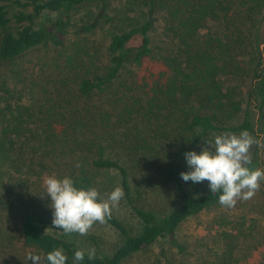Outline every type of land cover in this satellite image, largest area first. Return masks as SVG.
I'll return each instance as SVG.
<instances>
[{
    "label": "trees",
    "instance_id": "trees-1",
    "mask_svg": "<svg viewBox=\"0 0 264 264\" xmlns=\"http://www.w3.org/2000/svg\"><path fill=\"white\" fill-rule=\"evenodd\" d=\"M105 2L0 0V163L8 161L18 177L62 165V176L98 192L94 176L117 171L122 200L140 223L136 232L112 208L105 223L123 242L112 255L89 258L75 243L50 233L49 221L28 210L26 201L21 240L41 256V264L54 249L63 251L67 264H74L77 250L85 253L80 264H128L136 256L156 255L164 239L168 254L183 253L179 228L220 204V193L193 191L180 178L188 170L183 153L199 152L213 136L242 131L264 145V0H149V20L115 28L107 63L101 64L89 43L104 19L113 20L107 7L93 19H74L83 5ZM156 10L163 11L168 41L153 46ZM45 13L56 18L48 24ZM44 49L54 53L48 65L28 59ZM241 76L248 79L245 86L232 84ZM154 119L161 135L150 128ZM144 135H153L157 146L145 145ZM250 155V167L264 169V146L253 143ZM144 171L167 172L174 182L171 192L166 186L154 192V198L160 193L170 199L161 214L138 204L141 192H132L138 184L129 176L144 177ZM1 190L0 210L14 209L12 188ZM258 191L264 196V181ZM236 248L234 240L227 243L217 264H235ZM156 258L151 264L162 262ZM18 264H27L25 257Z\"/></svg>",
    "mask_w": 264,
    "mask_h": 264
},
{
    "label": "rangeland",
    "instance_id": "rangeland-1",
    "mask_svg": "<svg viewBox=\"0 0 264 264\" xmlns=\"http://www.w3.org/2000/svg\"><path fill=\"white\" fill-rule=\"evenodd\" d=\"M149 0H106L104 3H92L83 5L75 12V21L79 22L85 19H93L97 16L104 6L107 7L106 16L113 18L112 21L106 19L101 23V27L90 37L91 48L98 51L99 61L102 64L107 63V47L109 43V35L115 28L123 26L125 29L130 28V24L139 22L140 25L146 23L151 17V7L146 3ZM163 11L156 10L154 13L153 29L150 31V36L153 40V46L163 44L168 41L163 34L164 14ZM56 18L55 14L45 13L42 21L49 24ZM74 29H71L73 32ZM72 41L76 40L75 35L70 34ZM71 41V42H72ZM135 46L139 44V39L133 43ZM264 48V45H262ZM54 55L50 49H44L34 52L28 56L33 63L48 65L51 57ZM47 68V67H46ZM126 72H124L125 74ZM243 76L237 77L232 84H240L245 86L240 79ZM242 83V84H241ZM150 125L153 134H159V123ZM215 136H213L214 138ZM147 144L150 147L157 146L156 138L144 135ZM162 163V161H159ZM184 163L183 165H185ZM154 171V169H153ZM64 168L58 166L56 170L40 169L27 172L20 175H14L8 161L0 163V186L5 192L12 188L15 197L16 207L14 209L0 210V264H18V259L24 258L27 264L32 261L28 260L30 254H34L35 250L27 247L21 240L19 228L22 225L23 205L29 201L28 210L39 213L50 223L49 232L58 237L75 243L87 253H94L92 256H109L119 247L123 238L111 226L106 223L96 222L88 230L86 235L72 233L70 236L65 235L63 230L56 229L53 224L52 211L48 207L50 200L45 193V181L50 176L63 178ZM10 173V174H9ZM11 174L14 175L18 184L22 183L21 189H16L11 186L14 181L11 180ZM94 178L98 184L99 193L103 200L107 199L108 193L117 187L123 189L121 174L117 171H105L95 175ZM130 181L138 184V187H133L132 192H141L138 204L153 210L156 213H163L169 208L167 197L159 193L157 198H154V192H160L163 186H166L170 191V186H174V182L169 178L167 172L161 175L153 174L144 171V177L136 175L134 172L129 176ZM144 179V182L141 180ZM192 186L193 191L202 188H208V182L204 181L199 184L187 182ZM156 185L155 187H151ZM29 188L31 191H26ZM1 190V191H2ZM259 190V189H258ZM256 190L255 194L247 200L238 199L233 207L217 205L202 213L187 220L178 231V240L184 247V252L171 256L168 254L167 240L164 239L158 248L155 249L156 255L153 256H136L128 264H151L157 260L156 257L162 258L159 264H217L221 261L224 255L226 244L234 240L238 248H236L235 264H259L264 262V196ZM125 192V191H124ZM139 194V193H138ZM115 214L125 222L130 228L136 232L140 229V223L131 214L125 206L123 200L118 206L113 208ZM255 223L257 226H255ZM262 228V230H260ZM18 232V233H17ZM20 233V237H19ZM232 234V239L230 238ZM164 252V253H162Z\"/></svg>",
    "mask_w": 264,
    "mask_h": 264
},
{
    "label": "clouds",
    "instance_id": "clouds-1",
    "mask_svg": "<svg viewBox=\"0 0 264 264\" xmlns=\"http://www.w3.org/2000/svg\"><path fill=\"white\" fill-rule=\"evenodd\" d=\"M254 141L247 132L239 135L226 133L216 135L207 141V146L199 152L189 150L183 153L187 171L180 173V178L193 184L208 182L211 193H220L219 203L233 207L238 199H250L264 181V169L252 168L250 149ZM79 166V165H77ZM45 193L50 200L48 207L52 211V224L63 230L65 235L78 233L86 235L96 222L101 224L110 218L112 208L118 206L124 198V191L117 187L100 199L99 192L92 187H78L69 176L57 178L50 176L45 181ZM94 253H89V258ZM85 253L77 250L74 253V264L84 260ZM41 256L30 254L32 264H41ZM45 264H67V256L60 249H54L43 257Z\"/></svg>",
    "mask_w": 264,
    "mask_h": 264
}]
</instances>
